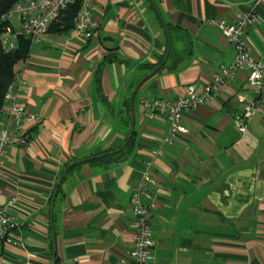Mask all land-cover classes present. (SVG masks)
<instances>
[{
  "label": "crops",
  "instance_id": "1",
  "mask_svg": "<svg viewBox=\"0 0 264 264\" xmlns=\"http://www.w3.org/2000/svg\"><path fill=\"white\" fill-rule=\"evenodd\" d=\"M251 2L92 0L90 38L70 28L32 42L11 93L38 120L0 172V205L10 202L15 222L0 264H129L138 186L152 264H264V93L239 132L236 94L252 93L246 70L235 71L169 142L168 119L145 117L141 103L200 91L231 63L221 25ZM258 13L245 41L264 64V0ZM112 150L123 152L110 165L90 161Z\"/></svg>",
  "mask_w": 264,
  "mask_h": 264
},
{
  "label": "built area",
  "instance_id": "2",
  "mask_svg": "<svg viewBox=\"0 0 264 264\" xmlns=\"http://www.w3.org/2000/svg\"><path fill=\"white\" fill-rule=\"evenodd\" d=\"M76 0H20L16 2L4 18L10 19V14L15 13L19 20L20 30L15 31L12 26H5L0 33V40L5 50L15 47L18 36H27L33 42H38L48 32L60 12L67 5ZM80 6L73 18V28L85 38H90L97 28V22L92 18V0H78ZM263 0H252L244 9L238 10L232 22L222 23L221 32L233 46L234 59L227 66H223L212 75L211 80L200 91L194 85H188L184 94L175 100L157 98L153 100L142 99L144 116L150 118L154 112L165 115L169 121L165 141L169 142L177 134L185 132L181 124V117L187 111L206 102L215 90L225 81H228L237 70H246V82L251 89L252 96L246 97L236 94V100L242 106L238 117V130L244 132L247 120L260 111V97L264 93V64L255 58L246 48V30L249 26L258 24L260 16L258 9ZM13 83L8 86L4 101L9 105L0 110V172L7 157L8 149L12 146H24L28 137L23 127L35 122L38 117L26 111L23 105L14 100L11 93ZM5 117V120L2 119ZM146 181H150L145 176ZM145 186L135 188L131 196V213L133 215V249L128 255L129 264H152L153 248L155 242L151 237V214L149 209L140 202V196L145 193ZM7 205H0V252L3 247L12 243V230L15 227L14 217L9 213Z\"/></svg>",
  "mask_w": 264,
  "mask_h": 264
},
{
  "label": "trees",
  "instance_id": "3",
  "mask_svg": "<svg viewBox=\"0 0 264 264\" xmlns=\"http://www.w3.org/2000/svg\"><path fill=\"white\" fill-rule=\"evenodd\" d=\"M19 1L20 0H0V33L7 25L13 27L11 20L9 18L3 19V17L9 12L11 7ZM79 6L80 1L78 0H76L73 4L67 5L66 8L60 12L58 18L51 23L48 31H51L53 33H60L73 28V18L78 11ZM32 42L33 41H31L29 37L20 35L18 36L15 47L11 50H5L0 40V110L3 108V106H5L4 98L8 86L12 84L16 78L17 65L27 58ZM159 64L160 62L153 64H143L141 66H145L149 70L153 71ZM140 81L137 84H139ZM122 152L123 150L119 152H115L114 150L105 151L104 154H100V156L95 160L91 159L90 161L93 163L95 162L99 165L108 166L110 165V163L117 161L121 157L120 155L122 154ZM68 171L69 170H66L64 172V176L62 175L60 181H62ZM59 191L60 183L57 185L55 198L57 197Z\"/></svg>",
  "mask_w": 264,
  "mask_h": 264
},
{
  "label": "water",
  "instance_id": "4",
  "mask_svg": "<svg viewBox=\"0 0 264 264\" xmlns=\"http://www.w3.org/2000/svg\"><path fill=\"white\" fill-rule=\"evenodd\" d=\"M136 91V88L130 93V102L132 101V98H133V96H134V92ZM129 110H130V117H131V125H130V127H129V133H128V137H127V139H126V141L117 149V150H121L124 146H125V144L127 143V140H128V138H129V136H130V134H131V130H132V121H133V117H132V111H131V106L129 107Z\"/></svg>",
  "mask_w": 264,
  "mask_h": 264
},
{
  "label": "rangeland",
  "instance_id": "5",
  "mask_svg": "<svg viewBox=\"0 0 264 264\" xmlns=\"http://www.w3.org/2000/svg\"><path fill=\"white\" fill-rule=\"evenodd\" d=\"M10 20L13 24L15 31H19L20 30L19 20L15 13L10 14Z\"/></svg>",
  "mask_w": 264,
  "mask_h": 264
}]
</instances>
